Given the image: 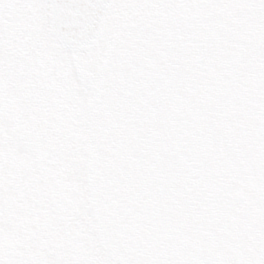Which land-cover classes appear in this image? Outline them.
I'll return each mask as SVG.
<instances>
[{"label":"snow or ice","instance_id":"6c2138e0","mask_svg":"<svg viewBox=\"0 0 264 264\" xmlns=\"http://www.w3.org/2000/svg\"><path fill=\"white\" fill-rule=\"evenodd\" d=\"M0 264H264V0H0Z\"/></svg>","mask_w":264,"mask_h":264}]
</instances>
